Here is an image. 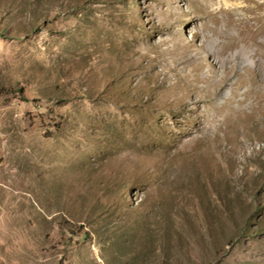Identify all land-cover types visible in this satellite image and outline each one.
<instances>
[{"label": "rangeland", "instance_id": "rangeland-1", "mask_svg": "<svg viewBox=\"0 0 264 264\" xmlns=\"http://www.w3.org/2000/svg\"><path fill=\"white\" fill-rule=\"evenodd\" d=\"M258 2L0 0V264H264Z\"/></svg>", "mask_w": 264, "mask_h": 264}, {"label": "bare ground", "instance_id": "bare-ground-1", "mask_svg": "<svg viewBox=\"0 0 264 264\" xmlns=\"http://www.w3.org/2000/svg\"><path fill=\"white\" fill-rule=\"evenodd\" d=\"M254 16L249 18H238L236 21V33L227 34L225 47L231 51L237 49L239 44L244 45L243 55L252 61L251 67H260L264 64V27L261 24L264 16V0H259ZM253 46V47H252ZM237 56L234 55V59ZM248 66H246L247 68ZM250 68V67H249ZM249 89L254 88V94L250 95L251 105L264 110V79L251 80ZM248 90L245 95H249Z\"/></svg>", "mask_w": 264, "mask_h": 264}]
</instances>
